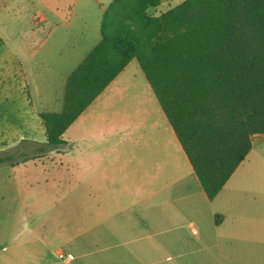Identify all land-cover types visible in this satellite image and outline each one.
I'll return each instance as SVG.
<instances>
[{"label":"crops","instance_id":"crops-1","mask_svg":"<svg viewBox=\"0 0 264 264\" xmlns=\"http://www.w3.org/2000/svg\"><path fill=\"white\" fill-rule=\"evenodd\" d=\"M109 1L0 0V29L17 27L0 30V92L22 88L30 103L31 93L52 91L41 89L52 81L34 71L35 62L63 54L75 67L100 39ZM74 13L94 22L74 21ZM17 14H25L22 29ZM123 69L64 130V144L14 164L0 162V264H157L165 252H172L165 256L171 264H264V208L261 230H248L247 203L220 198L264 133L253 136L245 158L208 198L162 108L148 122L127 114L119 120L121 132H109L116 122L107 116L108 99ZM83 121L84 132L75 135ZM39 127L32 141L45 140ZM53 152L57 160L50 159ZM240 248H255V255L243 257ZM60 251L73 257L59 258Z\"/></svg>","mask_w":264,"mask_h":264},{"label":"trees","instance_id":"trees-1","mask_svg":"<svg viewBox=\"0 0 264 264\" xmlns=\"http://www.w3.org/2000/svg\"><path fill=\"white\" fill-rule=\"evenodd\" d=\"M110 0L100 39L66 75L60 110H40L45 140L17 163L65 143L64 130L135 57L208 198L264 133V0ZM218 222V214H215Z\"/></svg>","mask_w":264,"mask_h":264},{"label":"rangeland","instance_id":"rangeland-1","mask_svg":"<svg viewBox=\"0 0 264 264\" xmlns=\"http://www.w3.org/2000/svg\"><path fill=\"white\" fill-rule=\"evenodd\" d=\"M179 1L181 0H162L158 5L150 7L149 10L158 14ZM17 15L20 17L19 23L17 22V24L22 29L24 26V17L22 16L25 14ZM73 20L85 24L94 22L93 17H86V19L83 20L81 14L78 13H74ZM64 26L65 25L61 23L60 27L64 28ZM16 28L15 25V28L14 26H7L0 30L8 32L9 34ZM64 34L68 39H75L76 34L74 32L64 31ZM98 38H100L99 31ZM76 39L78 40L77 43H80V41L82 42V38L78 39L76 37ZM65 46L68 48L69 42L66 43ZM86 47L88 46L84 44V52L87 49ZM35 63L36 66L34 71L36 73H41V75L44 73V75H47L52 81L51 87L41 86V89L52 88V91L48 94L40 93L39 96L31 93L32 101L30 103L25 99V93H23L22 88L3 93L0 92V152L9 150H14L16 154L20 152L23 154L32 152L33 148L38 146L39 142H41L32 141L29 138L34 135L35 129L39 126V128H42L41 118L37 112L40 110H52L56 107V104L57 107H60L58 103L62 100L64 89V83L62 81L65 73L73 69L74 62L65 59L63 54H57L44 62L36 61ZM28 81H31V76L28 77ZM108 101L110 102V106H108L107 109V116L113 118L116 122L114 129L109 132L115 135L121 132V130L118 129L119 120L123 117L127 118V114L129 118L139 119L140 117L142 120L147 121L156 115V108L157 110H161L135 57L131 58L124 66L123 73H121L117 81V88L110 94ZM150 102L154 103L155 106L151 111L149 108L145 109L144 107L145 103L147 104L146 106H148ZM100 115H104L103 112L100 113ZM83 123L85 122L83 121L80 123L79 127L76 129L75 135H81L84 132L85 125H83ZM116 137L117 136L114 138L112 135L111 138L116 139ZM32 142L35 143L30 145ZM103 142L104 141H101V145ZM136 148L137 146L134 149ZM51 156V160H57L59 158V153L53 152ZM229 183L230 185H227L225 191L220 195V198L232 195L243 199L244 204L247 203V208L244 207V227L247 226L246 228L248 230H261L259 225L261 218L259 219L258 215L262 214L261 209L264 208V136L257 140L254 149L240 163L237 170L230 178ZM167 191L168 188L163 190L164 195L167 194ZM240 250L243 257L255 255V248H240ZM169 253L171 254L172 252H165L163 254V260L157 264H171L173 261L169 258H165ZM261 257H264V248H259V258ZM175 259L177 258L174 257L173 260Z\"/></svg>","mask_w":264,"mask_h":264},{"label":"built area","instance_id":"built-area-1","mask_svg":"<svg viewBox=\"0 0 264 264\" xmlns=\"http://www.w3.org/2000/svg\"><path fill=\"white\" fill-rule=\"evenodd\" d=\"M58 256L59 258H72L73 257V253L72 252H63V251H60L58 252Z\"/></svg>","mask_w":264,"mask_h":264}]
</instances>
